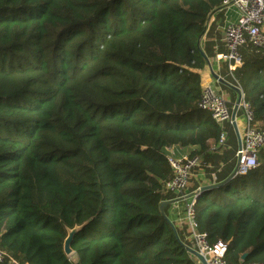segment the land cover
<instances>
[{
    "label": "trees",
    "instance_id": "trees-1",
    "mask_svg": "<svg viewBox=\"0 0 264 264\" xmlns=\"http://www.w3.org/2000/svg\"><path fill=\"white\" fill-rule=\"evenodd\" d=\"M222 3L0 0V250L7 257L197 264L168 205L160 210L173 175L164 148L189 146L190 157L202 156L227 127L198 106L205 63L198 40ZM241 53V67L225 79L241 87L254 126L264 130V54L249 45ZM257 161L194 202L195 229L209 244H225L226 264L264 262V146ZM235 163L234 151L220 181ZM77 225L69 258L63 241Z\"/></svg>",
    "mask_w": 264,
    "mask_h": 264
},
{
    "label": "built area",
    "instance_id": "built-area-1",
    "mask_svg": "<svg viewBox=\"0 0 264 264\" xmlns=\"http://www.w3.org/2000/svg\"><path fill=\"white\" fill-rule=\"evenodd\" d=\"M233 5L237 12L235 21L227 24L224 28L223 42L225 52L219 54V59L228 63L231 73L241 67L244 59L241 49L244 46L260 51L264 54V0H223L222 6ZM201 85L199 109L208 113L212 120L219 125L231 126V107L225 96L217 91L212 83ZM239 107L243 110V130L240 134V146L235 150L236 175L245 174L257 164V153L264 146V130L253 124V114L250 106L244 100L241 87ZM225 131L219 135L213 148L217 149L224 145ZM175 146L165 147L168 163L172 169V178L166 182V189L173 192H181L185 187L191 170L198 164L201 155L190 157L177 154ZM198 190V189H197ZM191 194L184 205V214L193 229V249L204 258L206 264H226L223 258L225 244L218 241L209 244L205 232H198L194 223V202L200 192ZM20 264L13 258L7 257V253L0 250V263ZM240 264H264L263 263H240Z\"/></svg>",
    "mask_w": 264,
    "mask_h": 264
},
{
    "label": "crops",
    "instance_id": "crops-1",
    "mask_svg": "<svg viewBox=\"0 0 264 264\" xmlns=\"http://www.w3.org/2000/svg\"><path fill=\"white\" fill-rule=\"evenodd\" d=\"M237 15L238 12L233 5L217 8L209 15L205 29L198 40L199 48L205 57L204 66L198 71L200 84L212 83L215 89L225 96L232 108L238 100L237 87L225 79V76H232L233 73L230 72L228 63L218 57L221 52H225L224 28L227 24L235 21ZM236 124L240 136L244 126L243 110L240 107L236 112ZM225 126L227 127L224 145L217 149L212 146L206 154L200 156L199 162L191 170L183 190L171 193L168 199L171 203L166 208L167 217L178 229L182 238L189 242L191 248L194 247L193 229L184 214L186 201L199 187L220 182L233 169L234 151L238 147V134L232 125L230 127L225 124ZM183 149L191 150L192 147L187 146ZM197 264L202 263L199 261Z\"/></svg>",
    "mask_w": 264,
    "mask_h": 264
},
{
    "label": "water",
    "instance_id": "water-1",
    "mask_svg": "<svg viewBox=\"0 0 264 264\" xmlns=\"http://www.w3.org/2000/svg\"><path fill=\"white\" fill-rule=\"evenodd\" d=\"M215 77H217L214 74ZM236 91L238 93V100L236 101V103L234 104L232 111H231V125L234 128L235 132L238 134V130H237V124H236V112L237 109L239 107V102H240V91L236 88ZM240 146V136L238 134V147ZM236 175V168H234L233 172L224 180L214 184V185H203L201 187L198 188V192L203 193L205 191H208L210 189H212L213 187H216L217 189H219L223 184L227 183L229 180H231L234 176ZM171 201L166 200L164 202H162L160 204V210L161 212L163 211V207L165 205L170 204ZM81 228V226H74L71 229L67 230V236L65 237L64 241H63V253L65 254L66 257H72L74 255V251L71 248V241L73 238V235ZM188 251L195 257H197L200 262L202 264H206L204 258L202 256H200L193 248L191 247H187ZM245 257V254L242 255V258Z\"/></svg>",
    "mask_w": 264,
    "mask_h": 264
},
{
    "label": "rangeland",
    "instance_id": "rangeland-1",
    "mask_svg": "<svg viewBox=\"0 0 264 264\" xmlns=\"http://www.w3.org/2000/svg\"><path fill=\"white\" fill-rule=\"evenodd\" d=\"M235 87H238V85L236 84V82L233 80V83H232ZM231 109H232V106H231ZM174 149L176 150V152H177V154H181V155H189V153H190V151L192 150H184L183 148H181V147H178V146H175L174 147ZM253 180H249V182L246 184V190L247 191H249V192H253ZM219 197H221V196H223V191L222 190H220L219 191V195H218ZM194 258H195V260L197 261V262H199L200 260L197 258V257H195L194 256Z\"/></svg>",
    "mask_w": 264,
    "mask_h": 264
}]
</instances>
